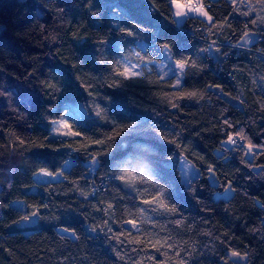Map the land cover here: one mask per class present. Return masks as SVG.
I'll return each instance as SVG.
<instances>
[{"label":"trees","instance_id":"1","mask_svg":"<svg viewBox=\"0 0 264 264\" xmlns=\"http://www.w3.org/2000/svg\"><path fill=\"white\" fill-rule=\"evenodd\" d=\"M173 1L0 0V264H264V0H178L207 12L180 25ZM164 45L181 87L120 74Z\"/></svg>","mask_w":264,"mask_h":264},{"label":"rangeland","instance_id":"2","mask_svg":"<svg viewBox=\"0 0 264 264\" xmlns=\"http://www.w3.org/2000/svg\"><path fill=\"white\" fill-rule=\"evenodd\" d=\"M176 3L183 4V5H185V7L183 9H177ZM192 4H193L192 1L181 2V1L175 0L172 2L173 14L176 11H181V10L187 12V15H185V16L174 15V20L177 24H179V25L182 24L184 22V20L190 16L205 17L201 13H198L195 11L188 12L187 6L188 5L192 6ZM201 12H205V10L203 8H201ZM0 29H1V26H0ZM257 39L258 38L256 35L250 34L246 38L243 39L241 46L245 47L246 49H250L251 46L257 41ZM179 63H181V62L175 61L171 55L170 50L167 48L163 52L162 61H159V62L153 61V62H150L148 64L139 65V64L125 60L124 66H125V69H128L129 71H134L136 73H139V75H136L133 77L143 76L146 71H151L152 69H156L162 78H164V79L172 78V79H174L175 86L181 87L183 84V73H184L186 67L184 66V68L181 69L178 66ZM214 89L219 90V88H214ZM226 97L229 100L233 101L231 98H229V96H226ZM84 112H85V109L83 108L81 103L69 104L68 109L65 110L63 112V114L60 116V118L52 124V127L49 130L50 131V135H49L50 138H53V139H66V138H68L72 133V130H71L70 124H69V120L72 117L82 115ZM65 124L68 125L69 127H64ZM64 133H67V135H65ZM247 153H249V150H247ZM217 154L220 155V151H218ZM252 156H253L252 152L247 154V157L249 159H252ZM179 169L181 171L182 179H183V182L185 184H189L192 180H194L195 178H197L199 176V169L196 168L192 163L187 161L185 158H182L180 160ZM209 173H210L209 174L210 182L216 186L218 184L216 172L214 171V169H211L209 171ZM232 195H233V190H232V187L229 186L224 192L217 193L216 198L229 199L232 197ZM23 205L24 204L22 201L13 202V206L18 207V208L23 207ZM36 225H37V217L32 216L30 218L22 219L20 222L16 223L15 227L12 228L11 230L12 231H25L28 228H30V229L36 228ZM58 231L62 234H65V235H68V236L74 238V235L71 232L65 231L63 229H59ZM232 253L233 252H229V258L232 261L238 262L240 264H246V261H247L246 256H243V255L233 256Z\"/></svg>","mask_w":264,"mask_h":264},{"label":"snow or ice","instance_id":"3","mask_svg":"<svg viewBox=\"0 0 264 264\" xmlns=\"http://www.w3.org/2000/svg\"><path fill=\"white\" fill-rule=\"evenodd\" d=\"M184 7H185V5L180 4V3H176V8L177 9H183ZM201 8H202V6H196V7H193L191 5H188L187 6L188 12L195 11V12L201 13L204 16H207V12H201ZM174 15H176V16H185V15H187V12H185L183 10L176 11L174 13ZM208 20L211 21V17H208ZM164 47H165V49H167L168 46L167 45H164ZM178 66L181 69H183L185 65L183 63H179ZM120 74L123 75V76H125V78H131L133 76L139 75V73H136L134 71H129L128 69H125ZM64 127H69V126L65 124ZM64 134L67 135V133H64ZM72 134L73 135H79V133H72ZM240 139H244V137L241 136ZM226 143L235 145L237 143V141L235 139H233V138L230 137L229 140L226 141ZM252 148H253V145L249 144L248 145L249 153L252 152ZM249 153H246V155L249 154ZM92 163L95 164L96 162L93 161ZM42 175L51 177V176H53V173H50V172H46L45 171V172H42ZM120 178L123 179L124 177H120ZM156 199H159V198H154V202H155ZM145 202H147V201H145ZM160 206L167 207L166 205H163L162 202H161ZM128 223H133V221H128ZM133 226L135 227V224L134 223H133ZM65 231H67V229H65ZM232 255L233 256H239L240 254L237 253V252H233Z\"/></svg>","mask_w":264,"mask_h":264},{"label":"built area","instance_id":"4","mask_svg":"<svg viewBox=\"0 0 264 264\" xmlns=\"http://www.w3.org/2000/svg\"><path fill=\"white\" fill-rule=\"evenodd\" d=\"M197 5L195 4L193 7H196ZM208 7H210V6H208Z\"/></svg>","mask_w":264,"mask_h":264},{"label":"bare ground","instance_id":"5","mask_svg":"<svg viewBox=\"0 0 264 264\" xmlns=\"http://www.w3.org/2000/svg\"><path fill=\"white\" fill-rule=\"evenodd\" d=\"M238 263V262H237Z\"/></svg>","mask_w":264,"mask_h":264}]
</instances>
